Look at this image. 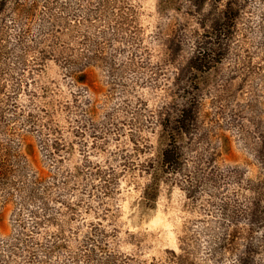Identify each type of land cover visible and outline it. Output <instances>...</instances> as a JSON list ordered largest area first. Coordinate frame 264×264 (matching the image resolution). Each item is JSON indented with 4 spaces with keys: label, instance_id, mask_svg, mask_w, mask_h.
I'll use <instances>...</instances> for the list:
<instances>
[{
    "label": "rangeland",
    "instance_id": "1",
    "mask_svg": "<svg viewBox=\"0 0 264 264\" xmlns=\"http://www.w3.org/2000/svg\"><path fill=\"white\" fill-rule=\"evenodd\" d=\"M0 264H264V0H0Z\"/></svg>",
    "mask_w": 264,
    "mask_h": 264
}]
</instances>
